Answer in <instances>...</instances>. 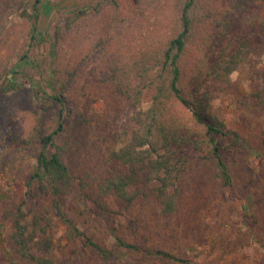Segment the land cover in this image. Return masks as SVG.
Returning a JSON list of instances; mask_svg holds the SVG:
<instances>
[{
    "label": "trees",
    "instance_id": "16d2710c",
    "mask_svg": "<svg viewBox=\"0 0 264 264\" xmlns=\"http://www.w3.org/2000/svg\"><path fill=\"white\" fill-rule=\"evenodd\" d=\"M11 1L0 0V5L4 3L6 7ZM41 4L42 0L27 3L33 21L26 31V52L14 68L35 66V59L29 53L39 33ZM263 5L264 0H101L97 3L90 13L105 7L109 10V25L85 32L82 44L87 47V54L79 59L61 57L58 50L53 54L58 60L53 74L59 75L64 66L59 75L61 92L52 96L58 106L54 116L39 117L30 111L32 123L23 135L15 127L10 129L0 123V173L13 172L18 167L19 151L5 145L4 139L13 134L14 141L22 143L35 156L36 163L26 185L27 197L49 195L54 207L53 212L49 209L50 212L41 216L32 213L31 220L20 206L6 208L14 227L13 242L23 258L33 264H57L49 252L56 246L54 239L45 236L55 226L54 214L60 216L68 237L74 241L85 238V245L108 257V249L80 230L78 222L64 210V200L71 194L73 182L78 181L82 199L97 204L103 213L108 211L103 198L110 193L127 206L140 195L144 204L157 200L162 205L157 221L160 238L141 243L137 236L129 239L126 231L113 227L116 245L140 253V264L150 261L191 264L178 253L179 249L186 252L187 248L177 224L180 184L185 179H194L212 164L218 181L225 187L233 186L231 166L218 143L221 137H230L233 146L247 149L254 159H264V130L254 119L250 120L248 137L241 138L228 129L212 109L214 94L208 88L212 81L228 83L241 64L264 49V15L253 11ZM84 20H76L77 29ZM86 58L91 60L87 62V71L82 67ZM261 77L264 81V71ZM96 79L107 83L133 105L141 103L149 92L151 100L134 116L137 126L123 145L102 153L100 168L74 173L66 157L69 141L58 143L57 140L63 139L67 116L75 122H90L79 110L76 93L84 92L85 86ZM238 106L264 115V88L239 98ZM38 142L41 148L35 146ZM258 208L259 211L252 208L251 218L264 231V212Z\"/></svg>",
    "mask_w": 264,
    "mask_h": 264
},
{
    "label": "rangeland",
    "instance_id": "374dc122",
    "mask_svg": "<svg viewBox=\"0 0 264 264\" xmlns=\"http://www.w3.org/2000/svg\"><path fill=\"white\" fill-rule=\"evenodd\" d=\"M28 1L12 0L6 7L4 3L0 5V123L10 129L15 127L20 135L26 134L32 123L30 111L43 117L54 116L53 111L58 109L52 96L61 92L64 66L60 68V77L53 74L58 61L53 54L58 50L61 57L83 58L88 52L82 44L85 32L92 27L105 29L110 17L105 7L100 12L90 13L101 0H42L39 33L29 53L35 59V66L14 68L28 45L26 31L33 21L26 7ZM253 11L264 15V5ZM71 15H75L74 19H70ZM83 18L82 27L77 29L76 20ZM90 61L87 59L82 64L86 71ZM63 62L66 64L65 60ZM263 71L264 49L241 64L228 83L212 81L208 87L214 94L213 111L241 138L251 134V119L264 130V115L238 106L239 98L264 88ZM86 78L84 74L85 81ZM76 98L79 110L91 120L75 122L67 116L63 139L57 142L69 141L67 160L74 173H81L100 168L102 153L123 145L137 126L134 116L149 105L151 92L141 103L133 105L107 83L96 79L85 86L84 92L78 90ZM4 139L5 145L10 144L11 149L19 153L18 167L13 172L0 173V264H33L16 250L12 239L14 227L6 208L20 206L31 220L32 213L41 216L50 212L49 209L53 212L52 197H27L26 185L36 163L35 156L22 143L14 141L13 134ZM218 143L223 146V156L231 166L234 184L223 186L214 176L212 164L204 167L194 179H185L180 184L177 224L187 248L186 252L181 248L178 253L191 264H264V231L260 223L251 218L254 207L264 212V159H254L247 149L233 146L230 137H221ZM36 145L40 147L39 142ZM103 201L108 207L105 213L97 204L82 199L78 181H74L63 207L67 215L78 222L80 230L108 249V257L85 245V238L74 241L68 237L60 216L54 214L55 226L44 235L54 239L56 246L49 252L57 264H140V253L116 245L113 227L126 231L129 239L137 236L141 243L160 238L157 221L162 205L157 200L144 204L140 195L127 206L110 193ZM41 223L44 225V221Z\"/></svg>",
    "mask_w": 264,
    "mask_h": 264
}]
</instances>
